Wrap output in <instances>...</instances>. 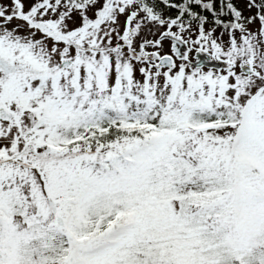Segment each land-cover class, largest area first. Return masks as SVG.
<instances>
[{
    "label": "snow or ice",
    "instance_id": "obj_1",
    "mask_svg": "<svg viewBox=\"0 0 264 264\" xmlns=\"http://www.w3.org/2000/svg\"><path fill=\"white\" fill-rule=\"evenodd\" d=\"M0 264H264V0H0Z\"/></svg>",
    "mask_w": 264,
    "mask_h": 264
},
{
    "label": "rangeland",
    "instance_id": "obj_2",
    "mask_svg": "<svg viewBox=\"0 0 264 264\" xmlns=\"http://www.w3.org/2000/svg\"><path fill=\"white\" fill-rule=\"evenodd\" d=\"M237 3H238V6L240 7V8H244V3H245V0H237ZM245 14H247V12H245Z\"/></svg>",
    "mask_w": 264,
    "mask_h": 264
},
{
    "label": "trees",
    "instance_id": "obj_3",
    "mask_svg": "<svg viewBox=\"0 0 264 264\" xmlns=\"http://www.w3.org/2000/svg\"><path fill=\"white\" fill-rule=\"evenodd\" d=\"M236 2H237V0H236ZM238 4V3H237Z\"/></svg>",
    "mask_w": 264,
    "mask_h": 264
}]
</instances>
